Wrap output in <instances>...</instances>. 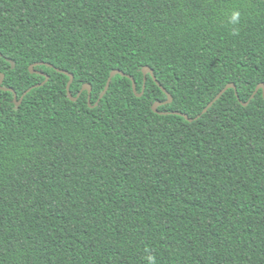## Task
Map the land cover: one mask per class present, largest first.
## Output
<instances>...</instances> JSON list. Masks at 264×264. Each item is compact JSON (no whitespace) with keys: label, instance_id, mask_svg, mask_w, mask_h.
Here are the masks:
<instances>
[{"label":"trees","instance_id":"16d2710c","mask_svg":"<svg viewBox=\"0 0 264 264\" xmlns=\"http://www.w3.org/2000/svg\"><path fill=\"white\" fill-rule=\"evenodd\" d=\"M0 54V264H264V0H0Z\"/></svg>","mask_w":264,"mask_h":264},{"label":"water","instance_id":"95a60500","mask_svg":"<svg viewBox=\"0 0 264 264\" xmlns=\"http://www.w3.org/2000/svg\"><path fill=\"white\" fill-rule=\"evenodd\" d=\"M12 64H13V66H14V62H12ZM39 63H34V64H32L31 66H30V71L31 72H36V70H35V66L36 65H38ZM60 71V70H59ZM64 72V71H63ZM64 73H66L69 77H70V79H69V81H68V83H67V91H68V95H69V97L73 100V101H75V100H77V98L80 96V94H81V92L82 91H84V90H87L88 92H89V94L91 93V90H92V87H91V85L90 84H88V83H85L84 85H83V87H82V89H81V91L78 93V95L77 96H72V94H71V92H70V85H71V83H72V81H73V78H74V76H73V74L72 73H70V72H64ZM118 73H120V74H123V75H125L122 71H120V70H118V69H115V70H113L112 72H111V74H110V76H109V78H108V81H107V84H106V86H105V89L103 90V92L101 93V95H100V98H99V100L104 96V94L106 93V91L108 90V88H109V86H110V83H111V79H112V77L115 75V74H118ZM143 73H144V75H145V78H144V85H143V90H142V92H137V84H136V81H135V79L132 77V76H129L131 79H132V82H133V90H134V92L136 93V95L137 96H141L143 93H144V90H145V82H146V75L147 74H151L152 75V77H153V79L156 81V83L163 89V91L167 94V96H168V99L166 100V101H164V102H155L154 104H153V110L155 111V112H159L158 111V107L161 105V104H164V103H169V102H171L172 101V95L162 86V84L157 80V78H156V76H155V74H154V71H153V69L150 67V66H144V68H143ZM45 76H46V79H45V81L44 82H42V83H39V84H36V85H34V86H32V87H30L29 89H27L26 91H25V93L22 95V97L18 100V95L16 94V92L13 90V89H11V88H4V87H2V83H3V80H4V78H5V75L3 74V73H1L0 72V87L1 88H3V89H5V90H11V91H14L15 92V94H14V102L16 103V105H19L21 102H22V100H23V98H24V96L32 89V88H34V87H37V86H39V85H42V84H44L48 79H49V75H47V74H45ZM229 88H234V89H236V85L234 84V83H229V84H227L217 95H216V97L212 100V101H210L209 103H208V105L203 109V111H202V113H200V114H198L195 118H190L188 115H186V114H184V113H181V112H174V113H178V114H180V115H183V116H185L189 121H192L193 119H198L199 117H201L202 116V114L203 113H205L221 96H222V94L226 91V90H228ZM260 89H262V91H263V94H264V83H260L257 87H256V89H255V91H254V93L252 94V96H251V98H253L254 96H255V94L260 90ZM237 93V92H236ZM98 103V101L96 102V104ZM89 104H90V95H89ZM246 104H248V102H243V105H246ZM94 106V105H93Z\"/></svg>","mask_w":264,"mask_h":264},{"label":"clouds","instance_id":"9594fccd","mask_svg":"<svg viewBox=\"0 0 264 264\" xmlns=\"http://www.w3.org/2000/svg\"><path fill=\"white\" fill-rule=\"evenodd\" d=\"M240 12L238 10H234L231 13L230 16V22L232 24H238L239 23V19H240ZM147 260V264H155L154 258L151 256L146 257Z\"/></svg>","mask_w":264,"mask_h":264},{"label":"snow or ice","instance_id":"6c2138e0","mask_svg":"<svg viewBox=\"0 0 264 264\" xmlns=\"http://www.w3.org/2000/svg\"><path fill=\"white\" fill-rule=\"evenodd\" d=\"M0 59H3V56H2V54H0Z\"/></svg>","mask_w":264,"mask_h":264}]
</instances>
